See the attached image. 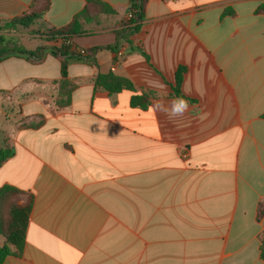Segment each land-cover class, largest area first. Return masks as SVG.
Instances as JSON below:
<instances>
[{"label":"crops","instance_id":"crops-1","mask_svg":"<svg viewBox=\"0 0 264 264\" xmlns=\"http://www.w3.org/2000/svg\"><path fill=\"white\" fill-rule=\"evenodd\" d=\"M86 1L0 0V23L43 12L12 35L58 48L35 32L67 26ZM101 1L114 14L81 19L70 42L93 62L62 75L48 51L4 59L26 72L0 98V188L31 210L23 250L2 264H264V0H147L126 40L128 0ZM178 68L188 112L149 111L176 99ZM108 73L134 93L95 88Z\"/></svg>","mask_w":264,"mask_h":264},{"label":"trees","instance_id":"trees-1","mask_svg":"<svg viewBox=\"0 0 264 264\" xmlns=\"http://www.w3.org/2000/svg\"><path fill=\"white\" fill-rule=\"evenodd\" d=\"M146 3L147 0H128L130 14L129 23L132 24V26L117 31V37L126 40L131 34L140 30L145 19L144 12ZM255 13L264 14V3L255 10ZM42 14L43 12H30L8 23H0V61L14 56L23 58L32 63H39L43 59V51H48L50 55L60 60L61 74L65 75L66 68L71 61L93 62L94 50L75 51L72 50L70 45L73 37L82 34L80 20L83 19L85 22H93L97 15H113L114 11L101 0H87L82 13L74 16L67 26L59 29H49L46 32H40L38 30L35 32L40 39L46 42H61L60 47H40L34 51H28L18 43L17 38L12 34H14L18 28L32 27ZM109 49L114 51L116 47ZM183 72V68H178L175 74V86L172 90L175 98H184L180 90ZM94 86L95 88L106 91L109 95L118 94L122 91L134 93L133 85L129 80L117 77L112 73L98 74L95 78ZM147 105L148 100L146 97L132 95L130 99L131 107L146 109ZM10 155V150L0 149V166ZM19 194V190L12 186H3L0 188V237H2L5 242L4 246L0 247V264L3 263L6 257L21 253L25 244V233L31 210V198H28L25 204H19L17 201ZM263 214L264 210L258 208V219ZM261 257L264 258L263 250Z\"/></svg>","mask_w":264,"mask_h":264},{"label":"rangeland","instance_id":"rangeland-1","mask_svg":"<svg viewBox=\"0 0 264 264\" xmlns=\"http://www.w3.org/2000/svg\"><path fill=\"white\" fill-rule=\"evenodd\" d=\"M37 44L39 43L33 40L28 41V42L27 41L22 42V45L27 50L31 49V45L35 46ZM15 68L17 67H15L14 62H10V61L8 62L7 60L0 61V98H3L7 94L5 89L7 90V88H9L10 85L18 82L21 76L25 74L24 72H26L24 70L15 69ZM52 73H53V70H50V74ZM4 112L9 113L7 108L4 107V102L0 101V128L1 129L3 128L4 123H5V120H4L5 113ZM16 113H17V109L16 111L13 110V114H16Z\"/></svg>","mask_w":264,"mask_h":264},{"label":"clouds","instance_id":"clouds-1","mask_svg":"<svg viewBox=\"0 0 264 264\" xmlns=\"http://www.w3.org/2000/svg\"><path fill=\"white\" fill-rule=\"evenodd\" d=\"M189 102L183 97L172 100L168 106L163 102H156L149 107V111L160 112L170 119L183 117L189 110Z\"/></svg>","mask_w":264,"mask_h":264},{"label":"built area","instance_id":"built-area-1","mask_svg":"<svg viewBox=\"0 0 264 264\" xmlns=\"http://www.w3.org/2000/svg\"><path fill=\"white\" fill-rule=\"evenodd\" d=\"M129 19H130V14L128 13L125 23H123V25L121 26V29L127 28V27H131L132 24L129 23ZM122 51H120L119 53H121Z\"/></svg>","mask_w":264,"mask_h":264}]
</instances>
